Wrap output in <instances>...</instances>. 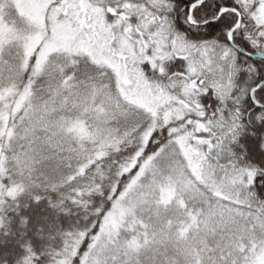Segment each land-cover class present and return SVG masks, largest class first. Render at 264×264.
<instances>
[{"label":"snow or ice","instance_id":"obj_1","mask_svg":"<svg viewBox=\"0 0 264 264\" xmlns=\"http://www.w3.org/2000/svg\"><path fill=\"white\" fill-rule=\"evenodd\" d=\"M0 0V264H264V0Z\"/></svg>","mask_w":264,"mask_h":264},{"label":"rangeland","instance_id":"obj_2","mask_svg":"<svg viewBox=\"0 0 264 264\" xmlns=\"http://www.w3.org/2000/svg\"><path fill=\"white\" fill-rule=\"evenodd\" d=\"M23 2H24V0H16V3L18 5V10H21L20 6H22Z\"/></svg>","mask_w":264,"mask_h":264}]
</instances>
